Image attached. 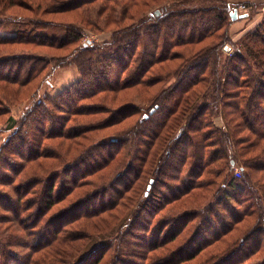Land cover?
I'll return each instance as SVG.
<instances>
[{"label": "trees", "instance_id": "trees-1", "mask_svg": "<svg viewBox=\"0 0 264 264\" xmlns=\"http://www.w3.org/2000/svg\"><path fill=\"white\" fill-rule=\"evenodd\" d=\"M44 1L38 2V8L45 5L41 8L43 13H68L84 4L88 5L86 9L90 5L94 8L97 2L110 12H117L118 8L125 12L127 8L132 11L135 5L140 4V0H50L48 4ZM167 1L157 4L151 11H132L126 17L131 22L113 28L111 40L103 44H81L83 25L74 22L66 24L63 37L45 32L44 29L53 24L43 20L26 22L40 29L39 33L32 34L19 28L13 37H0V44L4 45L26 43L46 48L77 45L71 64L79 67L82 78L75 88L67 90L68 100L84 101L98 92L109 91L117 93L118 98L120 92L128 89L152 88L158 82L167 84L174 78L159 90L152 92L151 89L152 93L147 97L151 104L149 110L142 104V89H137L128 100L130 102L108 110L110 118L115 120L104 127L120 124L133 115L140 116L133 126L116 129L114 134L104 136L103 141H95L100 142L107 152L102 162L91 152L94 142L72 157V165L76 164L69 170L76 176L73 181L83 179L87 186L78 194L76 201L54 214L50 213L55 205L64 202L74 190L58 181L59 174H56L52 163L34 165L41 157H56L47 155L45 150L40 152L38 147L43 145L44 137L80 139L86 127L80 122L68 126L65 117L55 115L54 108L47 107V101H34L25 115L29 114L31 118H22L21 126L3 146L9 154L0 160H3L0 183L8 185L18 180L13 193L0 192V206L14 213L13 217L0 216V251L5 253L0 264H6L8 258L18 261L15 250L7 249L6 245L18 244L22 236L16 234L11 238L3 225L13 222L10 227H15L16 232L22 231L18 224L27 218L35 221L33 225L24 224L32 226L34 232L23 226L25 231H29L27 235L32 237V242L19 264H100L112 248L116 251L113 254L116 262L111 259L110 264H117L124 261L123 255L137 254L132 246L136 229L148 230L152 234V245L146 237L141 244L143 249L154 252L151 264H182L216 243L221 244L210 255V264H264V257L253 259L264 247V19L236 46L233 45L234 53L227 56L224 47L228 43V23L232 20L229 1ZM144 6L149 7V1L144 2ZM157 7L161 11L156 10ZM122 21L119 18L110 24ZM208 39L211 40L206 42ZM56 58L34 51L0 54V82L23 87L41 78V87L50 79L53 69L64 64ZM154 65L161 66L151 77L147 76ZM115 67L117 72L113 76ZM19 91L16 89V93ZM137 98L139 101L132 100ZM101 107L82 104L69 110H80L84 114L107 112ZM48 117L49 123L54 125L50 131L43 127ZM219 117L223 118L224 126L216 124ZM28 122H32L38 131L40 129L41 138L24 129ZM150 138L151 145L156 147L151 152V164L155 165L149 175L152 178L148 177L137 202L121 203L120 198L125 196L123 192L132 190L134 181L145 178L140 162L131 160L134 159L133 153L138 160H143L139 154L141 146L145 139ZM120 147L125 150V155L115 159ZM18 156L23 160L22 164L26 163L25 166L15 162L14 158ZM232 161L243 163L241 176L233 174ZM112 162H115V167L101 177L91 179L109 168ZM8 167L15 171V175L7 171ZM41 169L46 177L41 175ZM167 169L179 172L175 177H180L182 182L175 191L184 195L199 188L194 179L209 172L219 176L224 174L222 190L221 186L218 187L215 190H220L218 194L209 198L205 205L180 210L186 204L182 202L179 210L171 207L170 212L164 214L165 218L154 222L155 216L182 198H161L162 192L155 188ZM113 170L123 172L122 176L117 177ZM183 170L186 171L184 176L181 174ZM150 179H153L152 186L146 193ZM118 183L123 188L116 186ZM75 187L80 185L75 184ZM227 189L246 193V211L254 209L257 214L256 222L247 226L238 238L230 235L236 229L235 224L243 219L244 212L237 214L228 208L230 198ZM135 190H140V185ZM121 205L127 207L128 212L120 220ZM226 211L231 213V218ZM102 215L107 218V224L98 229V236L90 238L84 245L77 244L78 240L89 235L83 220ZM191 223L195 225L193 230L178 247H174L178 237Z\"/></svg>", "mask_w": 264, "mask_h": 264}, {"label": "rangeland", "instance_id": "rangeland-1", "mask_svg": "<svg viewBox=\"0 0 264 264\" xmlns=\"http://www.w3.org/2000/svg\"><path fill=\"white\" fill-rule=\"evenodd\" d=\"M40 0H0V37L8 36V37H13L19 32V28L22 30H26L28 33L36 34L39 33L41 30L36 29L35 26L27 24L26 22H32L35 20H43L45 22H51L53 25L44 29L45 32L51 33L53 35H57L58 37H63L66 34V24L74 22L79 25H83V36L80 39L81 44H90V43H98V44H103L107 42L108 40H111L112 36V29L115 28L119 24H126L130 23L131 20L126 18L127 16H130L132 11H151L155 6H158L157 4L159 3H166L168 2L167 0H158L157 2H154V0H140V4L135 5L132 9L127 8V10L124 12L122 9L118 8V11H112L110 12L108 9H105L104 5L101 2H97L96 5H94V8H92V5L89 6V9H86L88 6L87 4L82 5L80 8H76L73 11H70L68 13H43L42 7L45 6L43 5L41 8H38V2ZM149 1V7L144 6V2ZM230 2H233L235 4L237 3H243L247 2L250 5L249 10H251V14L247 18H238L233 20H229L228 23V32L226 35H228V43L226 45H229L232 50H234V46L237 45V42L240 41L243 36L251 31L254 30L255 27L264 19L263 13L261 12L264 9V0H260L259 2H254V0H227ZM44 2L51 3L50 0H45ZM102 4V5H101ZM98 8V6H100ZM133 6V5H132ZM87 10V11H85ZM94 10V11H93ZM156 10H160L159 7L156 8ZM121 18L123 21L120 23H112L115 22L117 19ZM108 19V20H105ZM83 23H82V21ZM6 24V25H5ZM59 25V26H55ZM26 33L25 31H23ZM211 39H208L206 42L210 41ZM205 42V43H206ZM234 45V46H233ZM77 45H69L64 48H46V47H37L32 44H17V43H12V44H0V54H7V53H15V52H20V51H34V52H41V54H45V56H53L57 57L56 59H59V62H63L64 64L62 67L58 69H53L51 73L50 79L46 83L43 84V86L40 87L41 83V78L34 80L32 83H30L27 86L19 87L18 85L14 84H9L5 82H0V160L7 156L9 154V151H6L3 146L7 143L8 139L12 136L13 132L17 131L19 128V125L23 123L22 118L29 117V114L25 117L26 111L28 108L33 106L34 101L38 102L39 100H45L47 101V107L53 109L54 114L59 116V117H65L66 122L65 124L70 126L75 123H83V125L86 127L85 133L80 137V139H76L74 141H71L69 139H66L65 137L63 138H42V145L39 148V151L42 152L45 150L47 152V155H55L56 157L53 159H46L44 157H41V159L38 161H35L34 165L39 164V162L42 163H52L54 170L57 171L56 174H59L58 181H63L62 185L67 184L68 187H72L74 190V193L70 195L64 202H61L53 208L52 212L50 214H54L58 212L59 210L66 208L67 205H69L71 202L76 201L78 198V194H81V190H83L87 184H84L87 181L83 182V179L80 181H73L76 176L74 175L73 171H69L74 165H72L71 159L72 157H76L83 149L89 146V144H92L91 152L92 154L96 155L97 160L99 162H102L104 155L107 156V152L105 149L102 148L100 145L101 140L103 141L104 136L106 137L107 135H112L115 133L116 129H125L130 126H133L134 123L137 122L140 114L133 115L131 117L126 118L123 122L120 124H117L115 126L111 127H104L106 124L109 122L115 120L113 118H110L109 114V109L111 108H116L128 100L132 98L133 95H135L137 89H142L140 92V95H142V104L149 108H151V104H149V100H147V97L149 93L151 94L152 92L159 90L162 88V86H167V84H170L174 78H172L167 84L163 82H158L156 83L152 88L151 87H145L141 86L142 88H132L128 89L126 91L120 92L119 97L117 98L118 95L117 93H111L109 92H102V93H97L96 95L90 97L89 99H86L84 101H77L76 99L68 100V95H67V90L70 89L71 87H76V83L82 78V73L79 67L76 64H71L72 57L74 55V51ZM225 49V47H224ZM226 51V50H225ZM227 56H230V54L226 53ZM67 62V63H66ZM161 65H154L152 70H150L149 73H147V76L151 77V75L154 74V72H157V69ZM51 66L49 67V69ZM47 70V72L49 71ZM117 69L115 67V72L116 74ZM114 78V77H113ZM40 83V84H39ZM7 86V87H6ZM41 88V89H40ZM16 89H19L20 91L16 93ZM152 89V92H151ZM6 95H9L8 97L5 98ZM115 96V97H114ZM76 98V97H75ZM145 99V100H144ZM75 100V101H74ZM139 101V98L137 99H132ZM130 102V101H128ZM83 104V106H91L93 105H100L102 106L104 110H107V112L103 113H98V114H84L82 113L83 111H71L75 109L76 107H79ZM30 107V108H31ZM71 108V110H69ZM101 108H98L97 110H101ZM146 110V109H145ZM33 116V113H32ZM41 116V115H40ZM31 116L29 117V119ZM49 117L47 118L45 124L43 127L47 131H50V127L54 126L49 123ZM102 120H105L103 122ZM107 122V123H106ZM216 124L220 126H224L225 122L223 118L219 117L216 119ZM42 127V128H43ZM103 127V129L101 128ZM58 128V127H57ZM101 128V129H100ZM24 129H29L32 132V136H38V138L42 137V133L37 129H35L32 125V122H28L27 125L24 127ZM89 137V139H84L83 137ZM254 138V137H253ZM100 140V142H95ZM144 145L141 146L142 151L139 153L140 156H142L143 160H138L137 157L132 154V157L134 158L131 160V162H140V167L143 168L144 176L145 178L138 179L136 182L134 181V184L132 185V190L124 193L125 196L121 197L119 202L121 203H128L130 201L132 202H137L138 198L142 194V189L144 188L149 175H151V170H153L154 166L151 164V152L153 153L155 150L154 147L155 145H151V138L150 139H145ZM76 141V142H75ZM49 150V152H48ZM144 150V151H143ZM120 153L116 156L115 159H119L121 156L123 157L125 155V150L120 147ZM28 152V148H27ZM114 153V152H113ZM128 157V156H127ZM15 162L21 163L23 162L20 157L14 158ZM114 159V161H115ZM125 160V159H124ZM124 160L122 163H124ZM32 163H30L28 166H31ZM3 165V160L0 161V166ZM22 165H26L22 164ZM111 166L109 168H105L104 170L96 173L91 179H96L98 176L101 177V174L106 173L111 169V167H115V162H112L110 164ZM233 174H235L236 169L240 168L243 169L244 167L242 166L243 163L241 161L237 163H233ZM37 167V166H36ZM81 167V166H80ZM209 167V166H208ZM207 167V168H208ZM38 168V167H37ZM211 168V167H210ZM58 169V170H57ZM114 169V168H113ZM209 169V168H208ZM206 171H209V170ZM8 172H10L13 175H15V171L10 169L8 167L7 169ZM28 173V171H26ZM177 172V171H176ZM175 170L174 172L171 171L170 169H167L166 174L160 177V180L156 184L155 188H157L158 192H162L161 198H166L167 200H175L177 198V201H174L170 205H168L164 210H162L159 215L154 217V222L158 221L159 219L165 218V213L170 212L171 207L175 208L176 210H179L181 207L182 202H186L185 206L182 207V209H194L195 207L205 205L206 203L209 202V198H212L214 194H218V191L222 190V180L224 177V174L216 175L211 172L206 173L202 175L200 178L194 179V181H197L200 185L199 188H195L194 190L191 191V194L184 195L182 193H179V191H175L177 187L181 185V178L175 177L176 173ZM40 173L43 177H46L44 175L43 170H40ZM113 173L117 177H121L122 173L121 171H116L113 170ZM173 174V177H171ZM181 174L184 176L186 174V171L183 170ZM18 175L16 174V177ZM182 177V176H181ZM18 178V177H17ZM152 178V177H150ZM5 180V179H4ZM153 180V179H152ZM18 180H15V183L11 184H2L0 183V192L3 193H8L11 194L13 193L14 186H16ZM69 182V183H67ZM75 182V183H74ZM83 182V183H82ZM82 183V184H81ZM150 184L148 185V190L146 193H149V190L151 189L152 182L150 179ZM75 184L80 185V187H75ZM121 184V183H120ZM105 185V184H103ZM140 185V190H135L137 186ZM120 188H123L122 185H116ZM134 186V187H133ZM183 186V185H182ZM221 186V189L215 192V190ZM185 187V184L184 186ZM67 188V187H66ZM66 188L64 189L63 193H65ZM154 188V189H155ZM228 193L227 195L229 196L230 200L228 203V208L232 212H236L237 214H240L242 212L244 213H249V214H242L243 218L239 223L235 224V230L232 231L231 237H236L240 236L245 228L251 224H254L257 219V214L254 211V209H251V211H246V206H247V201H244V198H246L248 195L246 193H241L240 191L237 190H231L227 189ZM4 194V193H3ZM111 196V195H110ZM4 198L5 196H2ZM241 197V198H240ZM16 199L17 197H13ZM29 198V196L27 197ZM130 206V204H128ZM223 208V207H222ZM120 211V220L124 218L126 213L128 212L127 207L125 206H120L119 207ZM225 212V209H223ZM227 212V211H226ZM228 216L231 218V213L228 211ZM106 215V214H105ZM0 216L1 217H6V216H14V213L11 211L5 210L3 207L0 206ZM240 218V219H241ZM107 218H105L104 215L93 218V219H85L83 220L84 223L87 224L86 230L88 231L87 238H83L77 241L80 242V245L84 243L86 244L89 242L90 238H93L94 236L98 233V229L104 226V223L107 224L105 221ZM130 220V219H128ZM151 223V220H149ZM195 221V220H194ZM26 222L30 225H33L35 221L33 218L27 220L24 223L18 224L19 228L22 231H15V227H10L11 225L13 226V222L11 225L5 224L3 225V228H5L6 232H9V235L12 237H15L16 234L22 235L20 237V240L18 241L19 243L16 245H10L7 243V249H13L16 252V257L18 256V261H14L12 259H7L6 264H19L18 262H21L24 260L23 255L29 252V248L27 247L29 244L32 242V237L28 236L27 233L29 231L26 230H32V226H27L24 225ZM129 222V221H128ZM98 223V227L96 225ZM127 226V223H125ZM9 226V227H8ZM25 226V229H23ZM111 226V225H110ZM150 226V225H149ZM194 224L191 223L189 227L187 228L186 231H184L177 239L175 242L174 247H178L179 243L182 242V240L185 238V236L189 235L190 232L194 228ZM125 225L123 226V228ZM104 227H102L103 229ZM135 234L134 242L132 244L133 248L137 250V254L139 255H123V262H119L117 264H151V258L154 254V252L150 251L149 249L145 248L143 249L142 247V240L144 237H146L149 241L150 244H153V239H151V232H148V230H139L136 229L133 232ZM99 234V233H98ZM105 234V231L102 233V235ZM8 234H6V238ZM101 235V236H102ZM10 238V239H11ZM221 243H216L215 245L208 247L204 249L200 254H198L195 258L192 260L182 263V264H210V255L218 250L219 246ZM76 245L75 247L77 248H84V246ZM151 248V247H150ZM7 249H5L7 251ZM115 249H111L108 254L104 257V259L101 261L100 264H110V260L113 259V254H114ZM37 255H34V257ZM5 257V253L0 251V263L1 260H3ZM264 257V247L262 248V252L259 254H256L254 256V260H257L259 258ZM114 260V259H113ZM115 261V260H114ZM253 261V260H252ZM116 262V261H115ZM85 264V262L83 263Z\"/></svg>", "mask_w": 264, "mask_h": 264}, {"label": "built area", "instance_id": "built-area-1", "mask_svg": "<svg viewBox=\"0 0 264 264\" xmlns=\"http://www.w3.org/2000/svg\"><path fill=\"white\" fill-rule=\"evenodd\" d=\"M229 6H230L232 12L234 10H238L239 14H241L240 12H245V13L248 12L249 8H250V5L247 2L237 3V4L230 2ZM226 52L228 54H233L234 50L230 49L229 51H226ZM241 173H242V169H240V168L236 169V171H235L236 176H241Z\"/></svg>", "mask_w": 264, "mask_h": 264}, {"label": "water", "instance_id": "water-1", "mask_svg": "<svg viewBox=\"0 0 264 264\" xmlns=\"http://www.w3.org/2000/svg\"><path fill=\"white\" fill-rule=\"evenodd\" d=\"M231 15H232V19L235 20L238 17H243V18L248 17L249 16V13L246 12V13H243V14H239V11L238 10H234L233 12H231ZM230 49H231L230 46L229 45H226L224 50L229 51ZM232 162L235 163V161H232ZM152 181L153 180H151V182Z\"/></svg>", "mask_w": 264, "mask_h": 264}, {"label": "crops", "instance_id": "crops-1", "mask_svg": "<svg viewBox=\"0 0 264 264\" xmlns=\"http://www.w3.org/2000/svg\"><path fill=\"white\" fill-rule=\"evenodd\" d=\"M260 0H254V2H259ZM262 13H263V16H264V9L261 11ZM241 14H243V13H245V12H240ZM239 18V17H238ZM237 18V19H238ZM240 18H243V17H240ZM245 18H247V17H245Z\"/></svg>", "mask_w": 264, "mask_h": 264}]
</instances>
